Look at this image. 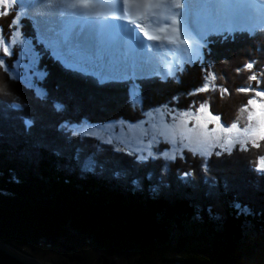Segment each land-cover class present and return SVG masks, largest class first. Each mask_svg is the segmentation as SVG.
Here are the masks:
<instances>
[{"label": "trees", "instance_id": "16d2710c", "mask_svg": "<svg viewBox=\"0 0 264 264\" xmlns=\"http://www.w3.org/2000/svg\"><path fill=\"white\" fill-rule=\"evenodd\" d=\"M31 19L21 24L38 56V76L25 84L0 65V244L21 252L47 243L72 241L77 247L72 232L110 259L135 253L154 264L174 234L190 228L208 247L201 250L205 258L189 254L188 238L182 237L185 249L178 252L185 264H264V173L253 169L264 142L259 149L207 160L184 152L186 159L175 162L138 161L74 131L83 124H135L157 109L201 103L230 126L252 96L237 89L264 90V27L203 37L202 44L210 41L204 59L179 66L182 73L176 70L171 78L99 79L53 51L38 53L33 38L40 36ZM10 20L0 15L5 39L12 33ZM12 52L5 59L10 70L20 50ZM249 62L253 69L245 68ZM253 74L257 82L249 80ZM205 83L211 90L195 94ZM134 85L141 110L129 105Z\"/></svg>", "mask_w": 264, "mask_h": 264}, {"label": "snow or ice", "instance_id": "6c2138e0", "mask_svg": "<svg viewBox=\"0 0 264 264\" xmlns=\"http://www.w3.org/2000/svg\"><path fill=\"white\" fill-rule=\"evenodd\" d=\"M57 2L64 9L60 13L61 16H76L84 20L97 21L95 31L102 34L105 44L116 40L123 42L127 49L125 55H131L132 63L131 65L122 64L118 67L121 71H127L129 67L134 71L137 68H146L148 65L143 60L142 53L150 48L149 45H141L131 35L124 33L121 30V24L113 23V21L127 22L146 41L183 45V51L189 54V66H192V57L195 56L197 61L203 60L202 49L208 47L210 43L208 39H204L203 44L196 43L197 37L227 33L229 31L227 28L223 29V33L220 32L218 25L229 22L236 14L228 0H215V2H210V0H57ZM259 2L264 3V0H259ZM0 5L3 6L0 13L11 16L10 32L16 31L17 25H19L16 34L23 36L24 42H26L27 36L23 33L21 21L27 19L31 22L32 19L28 15L17 17L16 11H14L16 0H0ZM47 6L52 7L53 4L48 3ZM25 11L27 12V9ZM101 21L103 22L102 29ZM76 27L78 26L73 25L66 28L63 35L45 33L44 39L48 41L47 47L43 40L34 36L33 43L38 45L35 50L39 53L40 48H43L51 54V51L55 49L58 54L62 53L63 48L72 43L74 39L72 33ZM206 28L207 31H205ZM12 41L13 37L9 35L5 39L3 29H0V51L7 57L13 55L9 48V43ZM193 44H195L194 48L191 47ZM208 54H211L210 48ZM87 56L88 52L85 51L74 55L73 59L80 62ZM109 64L111 66L114 64L111 58H109ZM0 65L5 68L9 67L5 61H0ZM254 66V62H249L245 68L250 70ZM177 71L182 73L183 69L180 68ZM168 75L171 78L175 73L169 70ZM212 79H215V75L212 76ZM249 80L257 82L258 77L253 74ZM161 82L166 81L161 80ZM210 90L209 85L205 83L194 91L199 95L200 92H209ZM237 91L252 94L240 109L241 113H246L243 127L238 122H233L230 126L222 124L221 116L212 114L210 106H206L204 103L198 107L190 105L185 109L176 107L167 114V121L162 119L159 124L154 125L153 135L148 144L150 151L143 159L146 161L149 158H155L151 151L153 148L158 153L162 152L163 157L171 162H175L177 159L185 160L184 151L191 153L193 157L210 159L212 155L231 156L234 150L247 152L249 146L259 149L261 143L264 142V90L249 85L239 88ZM224 92L227 93L228 89L224 88ZM209 125L214 127L209 129ZM145 134L147 135V133ZM161 143L176 148V152L179 154L168 157L167 153L170 149L159 148ZM214 149H219V151H213ZM254 165L253 169L256 172L264 173V155L258 156Z\"/></svg>", "mask_w": 264, "mask_h": 264}, {"label": "rangeland", "instance_id": "374dc122", "mask_svg": "<svg viewBox=\"0 0 264 264\" xmlns=\"http://www.w3.org/2000/svg\"><path fill=\"white\" fill-rule=\"evenodd\" d=\"M210 2H215V0H210ZM228 2L232 4L231 7L236 11V14L229 22L218 25V30L220 32H223V29L227 28L230 33L235 30H248L249 33H251L254 30L264 27V3H260L259 0H228ZM48 3H52L53 6L48 7ZM58 6L59 4L57 0H16V7L14 11H16L18 18L24 15H28L33 18L41 40H43L48 46V41L44 39L45 33H59L60 35H63L66 28L76 25L72 24L74 21L77 22L75 19L68 18L69 16L65 17L61 16L59 13L56 14V11L54 10L56 7V10L59 11V8H57ZM2 7L3 6L0 5V9H2ZM25 9H27V12ZM1 14L2 13H0V15ZM78 20L83 22L84 26L79 24V26L73 30L72 36L74 38H79V40L73 39L70 45L63 48L62 53L58 54L55 49L52 51L57 53L71 66L79 67L85 71H91L96 74L99 79L128 77L130 79L134 78L135 80L145 75H152L156 73L162 78H165L168 76L169 70L175 73L179 66L182 67L181 65H184L185 63L189 64V54L186 51H182V53L178 54V56L174 59L179 46L170 45L167 42H149L147 44H149L150 50H146L142 53L143 60L147 62L148 66L143 69L137 68L135 71L131 67H129L127 71H121L118 67L122 64L127 63L131 65L132 63V57L128 58V56L125 55L124 48L119 49V43L121 41L116 40L112 42V50L109 55L114 64L111 66L109 62H105L107 60L101 57V53L97 49L98 44L104 43L102 34L95 31L98 22L94 20H83L81 18ZM101 23L102 21L100 24ZM113 23L116 22L113 21ZM18 30L19 25H17L16 31H12L10 34L13 37L12 43H9L10 50L14 51L17 50V48L20 50L18 58L14 61L15 63H12L13 71L8 69L9 67L5 68L2 65L1 67L3 70H6V73H8L13 79H20V81L26 84L27 82L30 83L33 77L38 76L36 72L34 76V67L38 56L33 51L31 44L24 42L23 36L16 34ZM121 30L125 33L122 26ZM205 31H207V28ZM134 33L135 32L131 35L135 38V41L139 42L142 41V39L145 40L139 32ZM202 38L203 37H197L196 42L202 44ZM74 41H78L83 49H78V43ZM84 50L88 52L87 58L80 62L74 61L73 56L83 53ZM96 52L98 53L96 54ZM95 54L96 56L99 55L98 57H101V60H94L93 58H95ZM164 57H166V59H163ZM6 58L8 57L3 55L2 51H0V61H5L6 65L9 66L8 62L5 60ZM194 60H196L195 56L192 57L191 64ZM130 90V108L141 110L142 107L140 105V99L137 97L136 86L134 85V87L130 88ZM173 109H168L167 106L162 109L154 110L153 112L147 113L143 120L135 124H129L122 121L109 123L105 126L99 127H92L83 124L77 126L74 131L84 138H97V140L99 139L103 144H111L115 148L120 147L129 154L133 155L138 161H144L143 158H146L148 152L150 151L148 144L153 135L154 125L159 124L162 119L167 121V114ZM245 117L246 113L239 114L237 122L241 127L245 124ZM189 127H191V125H189ZM213 127V125H209V129H212ZM145 133H147V135ZM166 147L170 149L167 153L168 157H171L173 154H179L176 152V148L170 145L163 143L159 145V148ZM215 150L219 149H214L213 151ZM151 151L153 152V156L155 158L171 162L163 157L162 152L158 153L155 148L151 149ZM151 159L152 158H149V160ZM207 159L208 158H203V160ZM70 234L71 237H75L79 240L76 244L77 247H75L74 253L68 252L65 248H62V243L60 242L56 245L47 243L37 247L31 246L25 248L23 252H17L24 258L36 260L40 264H101L105 261H107V264H153L151 262L144 263L139 261V257L135 253L125 257L110 259L102 250L96 248L90 244V242L79 239L77 234L72 232ZM182 237L188 238V247L191 248V252H189V254L193 253L196 256L203 258L206 257L201 250L208 247V242L200 237V233L198 231L188 228L186 235L178 233L174 234L171 246L166 247L161 259L156 260L154 264H185L184 257L179 253L185 249V245L181 246L179 244V240ZM67 246L75 245H73L71 241V243ZM73 254L77 258L79 257L81 262H69L68 257H72ZM163 258L167 261H163ZM100 259L101 263H98Z\"/></svg>", "mask_w": 264, "mask_h": 264}, {"label": "bare ground", "instance_id": "6f19581e", "mask_svg": "<svg viewBox=\"0 0 264 264\" xmlns=\"http://www.w3.org/2000/svg\"><path fill=\"white\" fill-rule=\"evenodd\" d=\"M57 8H59V11L58 10H56V7H55V10L54 11H56L55 13L56 14H60L62 11H64V9L61 7V6H58ZM115 10H117V9H115ZM66 17V16H65ZM68 17V16H67ZM68 18H70V19H75V20H77V22H73L72 24H76L77 26H79V24L81 25V26H84V23L83 22H81V21H79L78 19H79V17H76V16H69ZM84 20V19H83ZM79 21V22H78ZM114 22H116V23H120L121 24V26H122V28L125 30V33H127V34H129V35H131L133 32H135V33H138V31H135L133 28H132V26L131 25H129V24H127V22H119V21H114ZM78 23V24H77ZM85 25H86V22H85ZM100 27L101 28H103V22L100 24ZM134 33V34H135ZM132 36V35H131ZM132 38L135 40V38L132 36ZM75 40H79V38H74ZM74 42H76V43H78V49L79 48H82L83 49V47L81 46V44L78 42V41H74ZM138 43H142V45L143 44H147V43H149V41H146V39L145 40H143L142 39V41H139ZM197 43V42H196ZM80 44V45H79ZM147 45H149V44H147ZM119 49H121V48H124V53L126 52V48H125V45L123 44V42L121 41L120 43H119ZM191 47H195V44H193V45H191ZM158 48V47H157ZM183 48H184V46L183 45H179V47H178V50H177V52H176V54H175V56H174V59L176 58V56H178V54H181L182 53V51H183ZM81 49V50H82ZM97 49L99 50V52L101 53V57L102 58H104L105 60H107V61H105V62H109V58H110V51L112 50V43H110V44H105V43H101V44H98V46H97ZM86 50H84L83 52H85ZM98 52H96V54H97ZM96 54L94 55V57L95 58H93L94 60H96V61H99V60H101V57H98V56H96ZM114 56V55H113ZM128 58H131V55H129L128 56ZM103 59V60H104ZM163 59H166V57H164ZM89 60V59H88ZM166 61V60H165ZM168 63V62H167ZM106 65V64H105Z\"/></svg>", "mask_w": 264, "mask_h": 264}, {"label": "water", "instance_id": "95a60500", "mask_svg": "<svg viewBox=\"0 0 264 264\" xmlns=\"http://www.w3.org/2000/svg\"><path fill=\"white\" fill-rule=\"evenodd\" d=\"M62 248H65L68 252H75L74 246H65L61 244ZM69 262L78 261L81 262V259L78 257H75L74 254L72 257H68ZM98 263H101V259L98 261ZM0 264H40L36 260H29L24 258L22 255H20L17 250L14 248L5 245L0 244ZM101 264H107V261L101 263Z\"/></svg>", "mask_w": 264, "mask_h": 264}]
</instances>
